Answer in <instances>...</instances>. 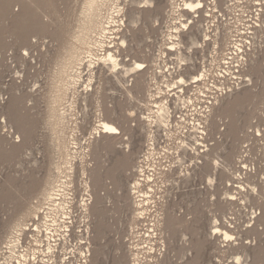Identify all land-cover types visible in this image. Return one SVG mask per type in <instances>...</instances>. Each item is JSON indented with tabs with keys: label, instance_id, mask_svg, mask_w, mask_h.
I'll use <instances>...</instances> for the list:
<instances>
[{
	"label": "bare ground",
	"instance_id": "6f19581e",
	"mask_svg": "<svg viewBox=\"0 0 264 264\" xmlns=\"http://www.w3.org/2000/svg\"><path fill=\"white\" fill-rule=\"evenodd\" d=\"M153 1L147 0V8L142 5L143 9H138V12H142L146 22L150 23L164 13L165 7H169L165 15L170 23L168 30L162 31L163 47L161 46L157 55H151L150 65L145 64V60L135 61L130 65L120 56V49L125 46L126 41L125 37L118 35L124 24L123 18L119 19L124 15L121 0H84L75 27L72 28L65 27L57 18L56 24L45 19V14L49 13L51 7L47 0H0V39L11 36L22 39L29 45H36L30 39L31 35L47 31H51L56 38H63L55 54V67L50 76L44 114L45 123L52 133L50 148L58 151L60 159L49 160L37 191V201L26 202L18 215L5 226L6 235L11 234L7 237H10L8 240L2 242L6 251L3 255L5 260L0 261V264H27L37 254L39 257L42 255L38 264H59L63 253H71L75 256L73 258H77L76 261L73 258L67 261L64 256V264H99L100 260L104 262L109 244L102 245L99 242L92 247L91 216L94 215L95 218L98 240V236L100 239L107 234L108 212L105 203L112 197L118 202V209H133L131 236H139L142 234L139 233L140 229L148 220L147 211L145 212L147 207L152 204L162 210L169 207L172 183L168 181V177L182 167H186V171L173 180L182 179L184 183L190 181L191 169L193 172H203L207 186L211 188L215 186L219 176V182L224 188L223 199H217L222 210L221 218L214 217L198 226L196 248L200 250L209 247L214 255L220 251L228 254V258L225 261L210 258L208 264H264V142L259 143L261 161L252 155V143L263 140L264 128L261 126H264V115H261L255 130L245 131V144H240L236 137L243 125L240 117L232 113L239 100L246 99L244 103L257 102V90L252 86L251 77L246 76L257 74L261 70L264 48L260 53H255L254 39L259 32H264V21L261 20L260 24L256 21L249 23L243 27L245 30H241V13L232 14L233 21L229 20L231 17L227 19L228 11L241 5L240 10L251 12L260 20L264 16V1L159 0L154 6ZM14 3H19L20 9L15 10ZM251 7L254 9L249 10ZM130 14L133 18L131 20L135 22L134 11H130ZM1 48L3 47L0 45ZM209 48L211 56L207 63ZM194 49L203 52V61H200L203 68L199 69L190 82H186L180 71L183 64L196 63L192 54ZM184 52L189 54L185 57ZM172 54L178 56L175 57L173 62L176 64L173 66L168 65V60L174 59L170 57ZM178 58L181 60L178 61ZM212 64L226 65L224 67L231 75L227 79L228 86L222 81L228 73L223 72L217 76L222 81L221 86L214 83V87H209L211 94L205 92L206 95H201L205 98L199 95L194 98L182 96L184 87L193 82L196 83L193 84L196 89H200L201 83L208 84L213 71ZM121 68H124L128 77L133 75L131 83L127 79L123 84L119 75ZM98 71L108 73L104 80L125 85L129 110L134 107V93L131 90L134 83L137 88L142 89L145 97L143 102L140 100L142 103L136 109L139 108L140 113L144 114L139 116L138 123H132L130 117L133 118L136 109L125 114L119 113L117 107L108 108L112 116L119 117L121 124L102 115L89 135H84L85 139L81 141L78 129L80 121L78 117L73 118V112L78 99L94 85ZM175 72L179 78L173 83L169 79L158 81L155 77L158 73L165 78L169 75L173 77ZM20 85H16L19 92L13 93L6 105H0V117L4 116L0 120V129L12 122L20 133L17 139L9 138L7 129L0 133V148L4 149V154L21 153L29 148L32 140L31 117L36 115L35 105L28 103L32 93ZM179 86L181 87L177 91L170 92ZM196 101L204 109L199 111L196 108L191 126L186 124L188 128L184 129L186 126L182 124L185 116L178 119L177 112H181L180 116L184 115L183 108L190 102L196 104ZM259 102L264 104V95ZM226 111L230 119L223 129L232 138V144L227 152L226 162L222 163L219 158L212 156L211 150L215 147H212L214 142H210L208 132L216 133L221 130L218 116ZM178 128L180 133L174 131ZM172 138H179V141H175V144L168 143V139ZM104 149L111 153L105 159L107 161L113 160L121 152L130 156L133 183L128 184L125 174L128 167L125 161L122 160L121 165L112 166L115 161L112 164H95L90 159L92 154L97 156ZM172 157L175 159L173 162L163 165L164 158ZM30 175H24L23 182H29ZM75 175L80 177L79 186L83 191L79 207L76 206L78 198L76 200ZM107 178L112 179L115 188L102 193L101 188ZM159 181L161 185L158 184ZM144 183L150 185L149 190H143ZM77 211L82 216L80 225L84 226L79 230H76ZM162 213H158L157 219H151L154 221L150 230L152 232L147 235L150 242L157 237L162 219L168 228L173 227L172 213ZM121 221L122 218L118 220L119 226ZM116 247L121 249L124 244ZM138 247L136 251H125L122 256L113 259L112 263L168 264V258L163 255L161 258H154L149 253L150 258H143L141 248ZM199 253L201 252H185L184 264H189L192 256H199ZM70 257L69 255L68 258Z\"/></svg>",
	"mask_w": 264,
	"mask_h": 264
},
{
	"label": "rangeland",
	"instance_id": "374dc122",
	"mask_svg": "<svg viewBox=\"0 0 264 264\" xmlns=\"http://www.w3.org/2000/svg\"><path fill=\"white\" fill-rule=\"evenodd\" d=\"M50 2V11L45 14V19L51 21L52 23L57 22L56 18L62 23L65 27L69 26L70 28L75 27L77 22V17L80 14V10L82 8L84 0H47ZM245 0H240V2ZM257 1V0H252ZM264 1V0H263ZM159 0L153 1V6L157 5ZM251 3V0H250ZM147 0H121L120 5L124 7V15H121L119 19L123 18L124 24L121 26V31L118 35H122L125 37V46L121 47L120 56L122 60H126V62L130 65L135 61H144L145 64L150 65L151 62L149 58L151 55H157L159 53V49L161 46L163 47V30H168L167 26L170 21H167L166 12L168 10V6L164 8V13L159 15L158 19H153L150 23H147L143 17L142 12H138L145 5L144 8H147ZM241 4V3H240ZM246 4V3H244ZM79 5V6H78ZM81 6V7H80ZM211 6V5H210ZM209 6V7H210ZM79 7V8H78ZM237 7V8H236ZM239 7V8H238ZM13 8L15 10L20 9L19 3H14ZM235 9L229 10L227 14V19L231 17L229 20H234V15L241 13L242 20V29L245 25L253 24V22L264 21V16L258 20L251 12L242 11L241 5L235 6ZM254 9V7L249 8ZM137 10V12H136ZM239 10V11H238ZM73 11V12H72ZM130 11H134V17L136 21H132V16ZM237 11V12H236ZM72 12V13H71ZM231 13V14H230ZM236 13V14H235ZM230 14V15H229ZM234 14V15H232ZM253 15V18L251 17ZM69 16V17H68ZM74 17V18H73ZM69 20H68V19ZM183 19V18H182ZM213 19V18H211ZM74 20V21H73ZM170 20V18H169ZM173 21V20H172ZM121 22V21H120ZM243 23H245L243 25ZM259 23V24H260ZM148 26V27H146ZM67 27V28H69ZM127 30V31H126ZM124 34V35H123ZM32 41L36 42V45H29L24 41H21L15 37H5L0 39V45L3 47L0 49V105L4 106L10 101L13 97V93L19 92L17 90L16 85L21 84L20 87L25 88V90L30 91L32 93V98L28 101L30 105H35L36 115H32V125H33V135L29 148L25 149L21 153L11 154V152H7L4 154V149L0 148V246L2 245L1 251L3 250L4 242L10 234L6 235L5 226L10 223L14 217L18 215L21 208L24 206L26 202L37 201V191L39 186L42 184V177L46 171V167L49 165V160L54 159L58 161L60 159V155L57 150H53L50 145V137L52 135L51 130L48 128L45 123V112L47 107L48 93H49V81L51 73L55 67V54L61 43L63 42V38H56L55 35L51 31L41 33H34L30 38ZM13 40V41H12ZM186 41V39H185ZM254 45L256 46L255 53H260L262 48H264V32H259L258 35L254 39ZM210 49V50H209ZM208 49L207 52V63L210 61L211 56V48ZM187 51V48H186ZM25 53V54H24ZM21 54V55H20ZM189 53L184 52L183 55L187 56ZM193 58L195 60V64H183L181 68L180 75L184 77L186 82H190L192 77L198 74L199 69L203 68V65L200 64V61H203L202 51H198L194 49L192 52ZM254 54V53H253ZM177 54H172L170 57L174 59L168 60V65H175L173 61H175V57ZM183 56V57H184ZM185 56V57H186ZM178 57V56H177ZM205 57V58H206ZM202 58V59H201ZM181 58H178L180 61ZM177 60V59H176ZM199 61V62H198ZM53 64V65H52ZM210 64V63H209ZM200 65V66H199ZM202 65V66H201ZM53 66V68H52ZM179 66V64H178ZM226 65H216L212 64V72L208 80V84L201 83L200 89H196L192 83V85H187L184 87V92L181 91L182 96H192L193 98L197 95L201 96L207 94H211V88L214 87V83H217V86H221L222 81L224 85L227 87V79L231 77L228 71L225 68ZM148 67V66H147ZM260 74H247V78L251 77L252 86L255 90H257V102L256 103H248L244 101H238L234 109H232V113H235V116L240 117V123L243 125V128L237 133V140H240V144L244 141L245 131H252L257 128V124L260 123L259 120L261 115H264V104L259 102V99L262 95H264V60L261 64ZM217 68V71H216ZM221 69V70H220ZM152 70V69H151ZM220 71V72H219ZM97 73V78L88 93H83L84 96L78 99L75 111L73 112V118L78 117L77 119L80 121L79 123V133L81 135V141H84L85 136L89 135V132L92 131V128L97 124L100 116H104L107 119H111L119 124H121L119 117L112 116L108 112V108L117 107L119 113L129 114L130 111L135 110L138 107V104L143 102V98L145 94L142 89L137 88L135 83L132 87V91L134 93V107L132 109H127L128 102L126 101V95L123 84L126 83L128 79L129 82H132L133 75L129 77L124 71V68L119 69V75L122 77L123 84H116L108 82L104 80V77L107 76L106 72ZM123 72V73H122ZM215 72V73H214ZM223 72H227L228 76L225 74V78L221 81L217 76ZM238 73V72H236ZM234 74L235 76L237 74ZM104 74V75H102ZM249 75V76H248ZM103 76V77H102ZM155 75L158 81L162 79H169L172 83L177 80L179 77L175 72L173 77L170 75L165 78L163 76ZM239 76H242L241 74ZM244 77V78H246ZM155 79L152 81L154 82ZM225 80V81H224ZM233 81V80H232ZM231 81V82H232ZM203 82V81H202ZM48 86V88H47ZM183 86V85H182ZM215 86V87H217ZM178 88H174L170 90V92L177 91ZM216 89V88H215ZM215 89L213 91H215ZM48 90V91H47ZM46 91V92H45ZM146 93V92H145ZM44 94V95H43ZM86 94V95H85ZM45 96V97H44ZM47 96V97H46ZM202 98L204 96H201ZM45 98V99H44ZM205 98V97H204ZM142 102H141V101ZM47 101V102H46ZM46 102V103H45ZM197 104V101H196ZM189 103V105L183 108V114L181 112H177V118L183 119L184 129H187V125L193 121V113L196 111L195 109H199L201 111L204 109V106L198 103ZM201 106V107H200ZM44 109V110H43ZM198 111V113H200ZM228 111L223 112L218 116V121L221 130H216V133L208 132V138L210 142H214L212 147H215V151L211 150L212 156L219 158L222 163L226 162L227 152L230 149L232 144V138L226 134V130L223 128L227 126V121L230 119L228 116ZM144 113H140L139 108L136 109V114L130 117L132 123H138V119ZM201 114V113H200ZM140 116V117H139ZM4 119V116L0 117V120ZM8 120V116H7ZM3 125V122L1 123ZM5 124V123H4ZM6 127H1L0 133H3L4 129H7V133H9V138H16L20 134L15 123L8 122ZM187 124V125H186ZM264 128V126H261ZM180 128L174 130L176 133L179 132ZM48 131V132H47ZM222 131V132H221ZM48 134V135H47ZM226 134V135H225ZM83 135V136H82ZM85 135V136H84ZM128 136V134H125ZM229 138H228V137ZM247 139V138H246ZM263 140L252 143L253 150L252 155L256 156L258 161H261V152H260V144L264 142ZM179 141V138L168 139V143L175 144ZM1 146V142H0ZM225 148V149H224ZM219 149V151L217 150ZM99 155L92 154L90 159L96 163H105L112 164V166L121 165L122 160L127 164L128 170L126 171V178L128 180V184L133 183V178L131 174V160L130 156L121 152L117 154L112 160H105L111 156L110 152L106 149L99 152ZM113 158V157H112ZM175 159L172 158H164L162 161L163 165H167L173 162ZM168 162V163H167ZM190 161L186 162V164L190 163ZM130 168V169H129ZM177 170L174 174L168 177V181L171 184V199L169 203V207L162 210L161 208L149 206L145 209L146 218H148L147 222L144 221L145 225L140 229L138 234L139 236L133 237L131 236V225L130 222L133 218V209H118V202L114 198H110L106 201V211L108 212V220H107V234L103 237L98 236V240H96V229H95V218L94 215L91 216V227H92V247L96 243H101L102 245L109 244L108 253L106 258L99 261V264H113V259L122 256L124 252L135 250L139 246L140 254L143 258H150L151 253L154 258H161L166 256L168 258V264H184V253L193 252L196 253L200 251L199 256H192V260L189 264H208V260L211 259H221L225 261L228 258V254L218 251L216 255L213 254V250L209 247L200 248L198 250L196 245L198 246L197 237V228L198 226L213 220L214 217L221 218L222 210L217 204V199H223L224 196V188L222 189V184L219 182V176L217 177V183L213 188L207 186V179L203 172L195 171L193 172L191 169L190 181L182 182L176 179L181 172L184 173L186 171V167L183 169ZM79 168L77 167L76 171ZM33 173V174H32ZM128 173V174H127ZM30 175L29 182H23L24 175ZM80 177H76L75 175V189H76V206L79 207V200L81 199L83 192L81 187L79 186ZM7 182V183H6ZM152 184V183H150ZM161 185V182H158ZM157 184V185H158ZM12 185V186H11ZM15 185V186H14ZM81 185V184H80ZM147 185V187H146ZM156 185V184H155ZM150 185L147 183L143 184V190L146 191L150 189ZM13 187V188H12ZM115 185L111 178H107L105 180V185L101 188V192L114 190ZM19 189V190H18ZM80 189V190H79ZM79 190V191H78ZM20 194H19V193ZM159 194L157 195L158 198ZM77 207V208H78ZM160 207V205L158 206ZM115 208V209H114ZM161 211V212H160ZM171 212V220L173 222L172 229L166 226L164 220L162 219L160 226L158 227V235L153 241H149V237L147 236L152 228L151 219L155 220L158 218V213H162V215L166 214V212ZM76 213V230L82 229L84 226L82 225L81 219L82 216L78 211ZM150 214V215H149ZM204 216L201 217V215ZM160 215V216H162ZM207 215V216H206ZM81 216V217H80ZM122 218L120 226L118 225V220ZM129 219V220H128ZM203 219V220H202ZM208 220V221H207ZM149 221V222H148ZM129 222V223H128ZM211 222V221H210ZM149 224V227L147 226ZM78 224V226H77ZM81 224V225H80ZM130 225V226H129ZM120 227V228H119ZM145 228V229H144ZM159 229L161 231H159ZM143 230V231H142ZM144 233V234H143ZM182 234H184L182 236ZM135 235V234H134ZM140 238V239H139ZM146 240H145V239ZM134 240V241H133ZM136 240V241H135ZM145 240V241H144ZM132 241V242H131ZM139 241V242H138ZM143 241V242H142ZM148 241L150 244H148ZM136 242V243H135ZM138 243V245H137ZM141 243V244H140ZM200 243V242H199ZM123 248H117V245H123ZM133 244V245H132ZM131 245V246H130ZM130 246V247H129ZM147 246V247H146ZM129 247V248H128ZM133 247V249H132ZM138 247V248H139ZM70 248H68L69 250ZM67 250V251H68ZM143 251V253H142ZM147 251V252H146ZM146 253V254H145ZM64 254V253H63ZM61 255L59 264L63 263V258L66 256V260H70L75 257L71 253H67ZM145 254V256H144ZM1 255V254H0ZM71 256L68 258V256ZM190 256V255H189ZM221 256V257H220ZM35 257V258H34ZM42 255L40 257L38 254L36 256H32L29 259L27 264H38ZM187 257V256H186ZM76 259L77 258H73ZM145 264V263H144ZM153 264H157V262H153Z\"/></svg>",
	"mask_w": 264,
	"mask_h": 264
},
{
	"label": "built area",
	"instance_id": "2783aa9c",
	"mask_svg": "<svg viewBox=\"0 0 264 264\" xmlns=\"http://www.w3.org/2000/svg\"><path fill=\"white\" fill-rule=\"evenodd\" d=\"M5 251H6V248H5V245L3 246V250L1 251L0 250V261H3L4 262V260H5V258L3 257V255H4V253H5ZM6 253H8V252H6Z\"/></svg>",
	"mask_w": 264,
	"mask_h": 264
}]
</instances>
